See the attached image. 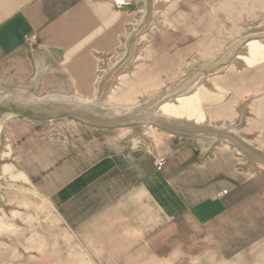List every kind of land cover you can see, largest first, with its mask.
Instances as JSON below:
<instances>
[{
	"label": "crops",
	"instance_id": "obj_1",
	"mask_svg": "<svg viewBox=\"0 0 264 264\" xmlns=\"http://www.w3.org/2000/svg\"><path fill=\"white\" fill-rule=\"evenodd\" d=\"M143 1L0 0V107L20 111L0 131L10 165L57 213L74 246L60 250L65 264H264V182L258 167H237L231 147L188 139L174 131L178 117L169 129L136 137L129 122L79 120L67 117L66 101L13 96L99 94L100 67L129 46L125 33L135 30ZM211 105L204 116L236 123L226 120L232 104ZM259 110L248 109L250 120L235 134L254 150L262 147L243 133L258 132ZM158 158L166 160L160 170Z\"/></svg>",
	"mask_w": 264,
	"mask_h": 264
},
{
	"label": "rangeland",
	"instance_id": "obj_2",
	"mask_svg": "<svg viewBox=\"0 0 264 264\" xmlns=\"http://www.w3.org/2000/svg\"><path fill=\"white\" fill-rule=\"evenodd\" d=\"M131 28L135 30L125 33L129 46L120 47L113 62L100 67L106 78L99 80V94L94 96L98 104L67 102V117L104 125L129 122L130 135L136 137L155 133L156 126L171 128L173 119L162 116L178 117L174 131L202 145L213 138L223 142L239 158L238 168L260 169L256 178L263 184L264 0H145L134 11ZM142 82L147 83L144 91L128 95ZM137 103L132 111L122 110ZM229 103L233 114L226 120L236 121L234 125L219 126L204 116L211 104ZM256 106L260 114L253 119L259 130L243 134L253 138L259 150L235 135L250 120L247 110ZM12 112L0 107L2 135L7 119L20 113L15 106ZM10 151L1 137L0 264H65L60 250L73 244L60 233L53 206L49 211L27 175L11 167Z\"/></svg>",
	"mask_w": 264,
	"mask_h": 264
},
{
	"label": "bare ground",
	"instance_id": "obj_3",
	"mask_svg": "<svg viewBox=\"0 0 264 264\" xmlns=\"http://www.w3.org/2000/svg\"><path fill=\"white\" fill-rule=\"evenodd\" d=\"M25 92H26V90H25ZM10 95H12V94H10ZM13 96H16L18 100H20V101H22L24 103H26L28 101H34V102L35 101H44V102L45 101H60V102L61 101H66L68 103H72V104L74 103L75 105H93V104H98L97 101H96L97 98H94V97L93 98H88V97L76 96V94H74V95H70L69 94L67 96V95H61V94L60 95H58V94L56 95V94H53V93L52 94L49 93L47 96H44V97H39V96L37 97V95L36 96H33L32 95L30 97H27L26 95H23V92L22 91L21 92L20 91H17V92H15V94ZM105 102L109 106H112L113 105V104H111V103H109L107 101H105ZM138 105L139 104L137 103V104L130 105V106H123L122 107V110H125V111H130L131 110L132 111V109L137 108ZM113 106H115V105H113ZM4 116H5V114H3V116H1V117L2 118H5ZM162 117H167V118H170L171 117V118H174V116H171V115H165V116H162ZM0 120H2V119H0Z\"/></svg>",
	"mask_w": 264,
	"mask_h": 264
},
{
	"label": "built area",
	"instance_id": "obj_4",
	"mask_svg": "<svg viewBox=\"0 0 264 264\" xmlns=\"http://www.w3.org/2000/svg\"><path fill=\"white\" fill-rule=\"evenodd\" d=\"M35 39H36V37L34 35L25 37L26 43H30V42H32ZM165 162H166V160L164 158H158L156 160V162H155V168H156V170H160L161 167L165 164Z\"/></svg>",
	"mask_w": 264,
	"mask_h": 264
}]
</instances>
